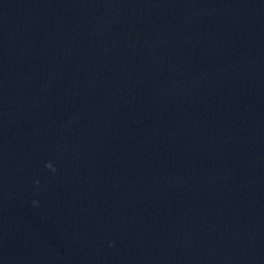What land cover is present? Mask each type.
Returning a JSON list of instances; mask_svg holds the SVG:
<instances>
[{
  "label": "clouds",
  "instance_id": "9594fccd",
  "mask_svg": "<svg viewBox=\"0 0 264 264\" xmlns=\"http://www.w3.org/2000/svg\"><path fill=\"white\" fill-rule=\"evenodd\" d=\"M47 167L51 168L52 166L50 164L46 165Z\"/></svg>",
  "mask_w": 264,
  "mask_h": 264
}]
</instances>
